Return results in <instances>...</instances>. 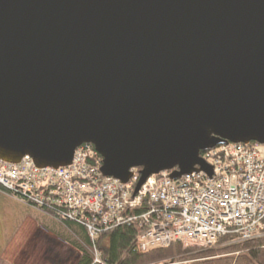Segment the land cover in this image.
I'll return each instance as SVG.
<instances>
[{
	"label": "water",
	"instance_id": "obj_1",
	"mask_svg": "<svg viewBox=\"0 0 264 264\" xmlns=\"http://www.w3.org/2000/svg\"><path fill=\"white\" fill-rule=\"evenodd\" d=\"M264 144V0H0V161L63 168L91 145L134 193Z\"/></svg>",
	"mask_w": 264,
	"mask_h": 264
},
{
	"label": "built area",
	"instance_id": "obj_2",
	"mask_svg": "<svg viewBox=\"0 0 264 264\" xmlns=\"http://www.w3.org/2000/svg\"><path fill=\"white\" fill-rule=\"evenodd\" d=\"M200 156L211 176L197 171L171 179L162 171L134 193L139 169L130 170L125 184L103 177L100 156L84 144L63 168H37L27 156L17 164L0 161V192L21 196L34 208L63 210L61 217L51 216L83 225L96 264L101 253L94 241L124 222L137 224L143 252L175 242L206 249L264 237V144L229 143Z\"/></svg>",
	"mask_w": 264,
	"mask_h": 264
},
{
	"label": "trees",
	"instance_id": "obj_3",
	"mask_svg": "<svg viewBox=\"0 0 264 264\" xmlns=\"http://www.w3.org/2000/svg\"><path fill=\"white\" fill-rule=\"evenodd\" d=\"M14 197L33 207L21 196L14 195ZM39 209L45 214L56 215V217H61L60 212H64L56 209L49 210L45 207ZM59 219L60 223L67 228H77L80 232L81 242L67 240L79 253L75 264H96L90 254L92 241L83 225L69 219ZM138 232L136 223L127 222L113 225L102 231L94 241L101 253V264H174L178 262H186V264H264V237L206 249L190 246L184 248L181 243L175 242L164 248L143 252L137 248Z\"/></svg>",
	"mask_w": 264,
	"mask_h": 264
},
{
	"label": "rangeland",
	"instance_id": "obj_4",
	"mask_svg": "<svg viewBox=\"0 0 264 264\" xmlns=\"http://www.w3.org/2000/svg\"><path fill=\"white\" fill-rule=\"evenodd\" d=\"M6 195L11 196L9 194H6ZM35 209L40 211V209L38 208H35ZM10 211L13 214L11 218L0 216V264H42V263L48 264L47 259H44L46 257V254L44 253V251L51 244L47 243V241L43 238H39V237L34 238L30 234L32 232V230H30L32 227H31V224L28 223V221L21 228H19L27 215L30 216V220H32L34 216L30 215L31 213L29 211H25L22 214H20L19 212L16 211L15 208H10ZM13 211H16V212H13ZM46 215L48 216L50 221L54 220L57 223L61 222V221L56 220L52 216H50V214H46ZM21 217L23 218L20 220ZM29 222H32V221H29ZM47 222H48L47 220L46 221L44 220V223L46 224L45 226H47L51 230H54L55 228L57 230L59 229V233L62 232L61 230L62 227H56L53 224L49 225ZM67 229L72 230V228L70 227ZM73 229L76 234L75 235L76 237L74 240L76 242H81L80 240L81 238L79 237L80 232L78 231L77 228H73ZM62 239H65V237H62ZM217 247H221V246H217ZM174 264H186V262L185 263L178 262Z\"/></svg>",
	"mask_w": 264,
	"mask_h": 264
},
{
	"label": "crops",
	"instance_id": "obj_5",
	"mask_svg": "<svg viewBox=\"0 0 264 264\" xmlns=\"http://www.w3.org/2000/svg\"><path fill=\"white\" fill-rule=\"evenodd\" d=\"M10 208H15L16 211L19 212L20 214H22L25 211H29L31 213L30 215L34 216L32 220H30L29 215H27L26 217L24 216L25 219L19 228H21L28 221V223L31 224V227H32L30 229L32 230L30 234L34 238H38V237L43 238L47 241V243H50L52 245V246L50 245L44 251V253L46 254V257L44 259H47L48 264H67V263L75 264L76 263L77 259L79 258V253L74 247H72L69 243H67V240L71 242V241H74L76 237L73 228L72 230H70V229H67V227L65 228V225L61 223H57L54 220L50 221V219L44 212L39 211L35 208H32L24 204L22 201H20L17 198L8 196L0 192V216L11 218L13 214L11 213ZM16 211H13V212H16ZM22 218L23 217H21L20 220ZM44 220L45 221L47 220L48 221L47 223L49 225L53 224L56 227H62L61 228L62 232L59 233V229L57 230L56 228L54 230H51L50 228L45 226L46 224L44 223ZM29 221H32V222H29ZM61 236L65 237L66 240L62 239Z\"/></svg>",
	"mask_w": 264,
	"mask_h": 264
}]
</instances>
